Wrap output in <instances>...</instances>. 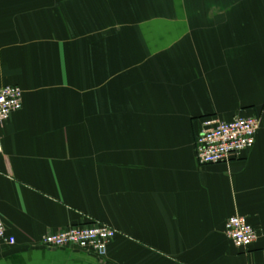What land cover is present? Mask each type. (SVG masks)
Here are the masks:
<instances>
[{"label":"crops","instance_id":"0c3cea01","mask_svg":"<svg viewBox=\"0 0 264 264\" xmlns=\"http://www.w3.org/2000/svg\"><path fill=\"white\" fill-rule=\"evenodd\" d=\"M5 85L0 264H264V0H0ZM237 116L254 147L200 165L204 121ZM91 221L118 232L104 257L42 244Z\"/></svg>","mask_w":264,"mask_h":264},{"label":"built area","instance_id":"2783aa9c","mask_svg":"<svg viewBox=\"0 0 264 264\" xmlns=\"http://www.w3.org/2000/svg\"><path fill=\"white\" fill-rule=\"evenodd\" d=\"M23 95L24 91L17 85L0 87V128L14 112L22 109ZM261 122V118L257 116H237L228 121L215 117L206 119L196 140L198 163L204 166L225 162L253 148ZM225 233L233 245L241 249H248L258 239L256 229L242 215L228 218ZM117 234V230L111 226L91 221L50 232L42 238V244L50 248L73 247L104 257ZM1 240L15 243L14 237H7L6 226L0 214Z\"/></svg>","mask_w":264,"mask_h":264}]
</instances>
